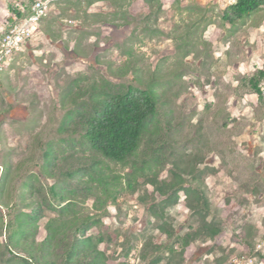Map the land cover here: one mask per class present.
I'll return each mask as SVG.
<instances>
[{
	"label": "rangeland",
	"instance_id": "rangeland-1",
	"mask_svg": "<svg viewBox=\"0 0 264 264\" xmlns=\"http://www.w3.org/2000/svg\"><path fill=\"white\" fill-rule=\"evenodd\" d=\"M22 1L0 0V34ZM228 6L50 7L1 74L0 264H264V95L248 82L264 73V0L231 21ZM128 88L156 105L115 162L79 122Z\"/></svg>",
	"mask_w": 264,
	"mask_h": 264
},
{
	"label": "trees",
	"instance_id": "trees-1",
	"mask_svg": "<svg viewBox=\"0 0 264 264\" xmlns=\"http://www.w3.org/2000/svg\"><path fill=\"white\" fill-rule=\"evenodd\" d=\"M31 3L32 0H25L14 6L10 4L8 24L27 16L30 13ZM262 4L263 0H236L226 9L224 19L226 21L240 19ZM257 73L260 77H251L248 82L255 95L261 98L259 86L264 84V81H259L262 78L264 80V73L262 71ZM155 105V99L148 90L128 88L123 92L110 93L97 100V108L91 114L81 117L79 122L81 132L91 149L112 161L124 162L135 154L145 123L154 111ZM198 201L202 210H209L201 192ZM86 262L76 264L99 263L97 258H91Z\"/></svg>",
	"mask_w": 264,
	"mask_h": 264
},
{
	"label": "built area",
	"instance_id": "built-area-1",
	"mask_svg": "<svg viewBox=\"0 0 264 264\" xmlns=\"http://www.w3.org/2000/svg\"><path fill=\"white\" fill-rule=\"evenodd\" d=\"M61 0H32L30 13L22 19L8 24L0 34V76L12 56L37 32L40 20L46 15L50 7ZM232 5L236 0H225ZM261 95H264V84L259 86ZM256 250L264 258V239L257 241ZM232 264H250L251 258L239 259L234 257Z\"/></svg>",
	"mask_w": 264,
	"mask_h": 264
},
{
	"label": "crops",
	"instance_id": "crops-1",
	"mask_svg": "<svg viewBox=\"0 0 264 264\" xmlns=\"http://www.w3.org/2000/svg\"><path fill=\"white\" fill-rule=\"evenodd\" d=\"M59 2H60V1H59ZM57 3H58V2H57ZM51 7H52V6H51ZM50 9H51V8H50ZM50 9H49V10H50ZM38 28H39V27H38ZM12 59H13V58H12ZM12 59H11V60H12ZM10 62H11V61H10ZM9 64H10V63H8V65H9Z\"/></svg>",
	"mask_w": 264,
	"mask_h": 264
}]
</instances>
